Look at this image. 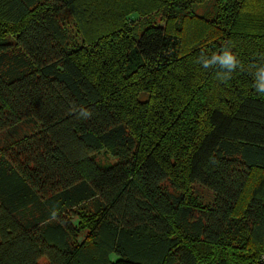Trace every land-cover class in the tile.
Here are the masks:
<instances>
[{"label":"trees","instance_id":"16d2710c","mask_svg":"<svg viewBox=\"0 0 264 264\" xmlns=\"http://www.w3.org/2000/svg\"><path fill=\"white\" fill-rule=\"evenodd\" d=\"M147 1L0 0V264H259L264 0Z\"/></svg>","mask_w":264,"mask_h":264},{"label":"rangeland","instance_id":"374dc122","mask_svg":"<svg viewBox=\"0 0 264 264\" xmlns=\"http://www.w3.org/2000/svg\"><path fill=\"white\" fill-rule=\"evenodd\" d=\"M165 6L166 3L164 0H148L144 5L145 11L141 13V17L138 12L134 15L132 14L129 21L132 24L134 22V35L139 37L144 29L156 23H160L164 16ZM192 10L199 16L211 19L216 12V0H206L203 3L196 4L193 6ZM19 129L21 134H26L28 131L34 130L35 127L31 122H23ZM97 159L98 164L103 168L116 163L112 157L103 152L97 155ZM192 189L193 196L197 203L203 206L211 205L216 198L214 191L200 182L194 183Z\"/></svg>","mask_w":264,"mask_h":264},{"label":"clouds","instance_id":"9594fccd","mask_svg":"<svg viewBox=\"0 0 264 264\" xmlns=\"http://www.w3.org/2000/svg\"><path fill=\"white\" fill-rule=\"evenodd\" d=\"M231 53V52H230ZM217 54H213V59H215ZM237 61L236 56L231 54H226L221 58V62L224 66L234 67V62ZM256 91L262 95H264V84H261L259 88H256Z\"/></svg>","mask_w":264,"mask_h":264},{"label":"built area","instance_id":"2783aa9c","mask_svg":"<svg viewBox=\"0 0 264 264\" xmlns=\"http://www.w3.org/2000/svg\"><path fill=\"white\" fill-rule=\"evenodd\" d=\"M259 264H264V254H262L259 258Z\"/></svg>","mask_w":264,"mask_h":264}]
</instances>
